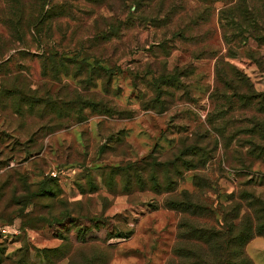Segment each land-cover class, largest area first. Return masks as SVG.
Returning <instances> with one entry per match:
<instances>
[{"label":"rangeland","instance_id":"obj_1","mask_svg":"<svg viewBox=\"0 0 264 264\" xmlns=\"http://www.w3.org/2000/svg\"><path fill=\"white\" fill-rule=\"evenodd\" d=\"M21 2L28 22L36 7ZM46 2L41 32L15 37L0 0V81L34 101L0 107L4 264L25 252L27 264H185V249L206 264H264V104L224 84L264 95V0ZM195 141L209 160L183 170L176 192L203 208L193 216L122 169ZM185 220L206 246L185 241Z\"/></svg>","mask_w":264,"mask_h":264},{"label":"trees","instance_id":"obj_2","mask_svg":"<svg viewBox=\"0 0 264 264\" xmlns=\"http://www.w3.org/2000/svg\"><path fill=\"white\" fill-rule=\"evenodd\" d=\"M7 2L11 4V13H9V17L7 18L6 22L13 36L19 37L22 33L21 31H23V27L33 30L35 34L41 32L42 26L45 24L44 22L46 19H48V14H50L51 12L45 10V6L47 5L46 0H33L34 5L32 7H36L37 12L35 17L29 19L28 22L24 21L23 19L24 8L21 0H7ZM103 35L106 34L103 33ZM85 57L87 59L89 58L87 56ZM75 58L77 59L78 57ZM100 61L101 60L97 58V66H100ZM98 68L102 70L104 69L101 67ZM7 82L8 81L6 80L0 81V107H4V105L6 104L5 101H7V99L11 100V98H16V96H18L19 106L25 100H28V104L30 105V107L34 105L33 100H31L30 98L24 99V96L20 95V93L25 92L30 97L32 96L25 85L20 84L17 80L12 83H10L9 81V84H7ZM224 84L226 89L232 91L234 94H240L238 91L242 87L245 94H242L240 99H245L247 104L250 101H253V99H257L256 103L258 107L264 104V95H256L252 87L246 80L229 78L227 81H224ZM259 98H261V101H259ZM259 127H263V122L259 123ZM208 133L206 132L204 135H202V137L206 138ZM207 146H209V144H207ZM207 152H209V150H207L206 148H201V146L198 145V142L195 141L190 145V148H183L182 150L180 149L179 151L175 152L172 157H168L164 160L149 157V163H145L140 168L133 167L132 171V168L128 165L122 169L125 170L128 179H130L131 177L134 178V185L140 187L141 190L145 189L149 184L151 191H153V193L155 194H167L169 196L174 195L176 199H166L163 202V206L166 209L178 212L180 214L193 216L199 210L202 211L203 208L194 201V199L192 198L193 194L188 193L187 191H182L179 194H176L178 182L183 177V170H196L205 166L207 160H209V155H207ZM112 173L115 172L112 171ZM194 179V186L200 188L199 182L196 180L194 181ZM126 181L125 188H130L131 184ZM174 196L173 198H175ZM93 221L94 219H92V222ZM96 222L97 221H94L93 223L95 231L99 229L101 225ZM184 227L185 241L196 245L197 248H199L200 245L206 246L209 243V240L203 241L206 232L201 230L202 228L194 227L188 224L186 220L185 225L184 223L182 224V226L180 225V229ZM90 231L93 232V230ZM207 256L208 254L206 251H202L199 249H197L196 251H191L190 249H185V264H206ZM4 262V252L3 249L0 248V264H4ZM14 264H27L26 252L23 253L19 260ZM220 264H230V261L229 259H227L225 262H220Z\"/></svg>","mask_w":264,"mask_h":264},{"label":"crops","instance_id":"obj_3","mask_svg":"<svg viewBox=\"0 0 264 264\" xmlns=\"http://www.w3.org/2000/svg\"><path fill=\"white\" fill-rule=\"evenodd\" d=\"M259 238H261V239H263L264 240V237H259ZM254 240V239H253ZM253 240H251L249 243H248V246H247V250H248V248L252 245V243H254V241ZM248 255H249V253H248ZM249 257H250V255H249ZM250 259L253 261V259L250 257ZM253 263H254V261H253ZM255 264V263H254Z\"/></svg>","mask_w":264,"mask_h":264},{"label":"built area","instance_id":"obj_4","mask_svg":"<svg viewBox=\"0 0 264 264\" xmlns=\"http://www.w3.org/2000/svg\"><path fill=\"white\" fill-rule=\"evenodd\" d=\"M1 232H2L3 234H7L9 231H8L7 229H2Z\"/></svg>","mask_w":264,"mask_h":264}]
</instances>
